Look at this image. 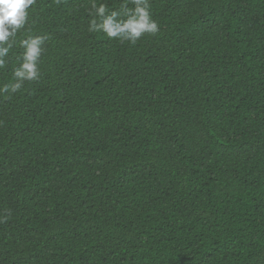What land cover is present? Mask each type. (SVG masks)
<instances>
[{"label":"trees","instance_id":"trees-1","mask_svg":"<svg viewBox=\"0 0 264 264\" xmlns=\"http://www.w3.org/2000/svg\"><path fill=\"white\" fill-rule=\"evenodd\" d=\"M126 2L28 9L0 86L48 39L0 94V264H264V0H149L155 35L89 32Z\"/></svg>","mask_w":264,"mask_h":264},{"label":"clouds","instance_id":"clouds-1","mask_svg":"<svg viewBox=\"0 0 264 264\" xmlns=\"http://www.w3.org/2000/svg\"><path fill=\"white\" fill-rule=\"evenodd\" d=\"M34 4L35 0H0V68L5 67V58L17 43L18 33L25 29L28 9ZM92 8L89 32H103L110 39L135 44L145 34L155 35L160 30L152 17L149 0H127L119 11H109L106 3H93ZM47 39L46 35H28L19 40L23 51L19 65L13 70L14 82L0 86V94L17 93L25 82L39 80Z\"/></svg>","mask_w":264,"mask_h":264}]
</instances>
